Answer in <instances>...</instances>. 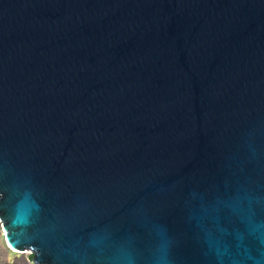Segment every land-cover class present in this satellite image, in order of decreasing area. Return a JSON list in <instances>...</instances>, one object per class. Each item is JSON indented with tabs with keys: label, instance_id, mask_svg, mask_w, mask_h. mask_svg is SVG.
Instances as JSON below:
<instances>
[{
	"label": "water",
	"instance_id": "obj_1",
	"mask_svg": "<svg viewBox=\"0 0 264 264\" xmlns=\"http://www.w3.org/2000/svg\"><path fill=\"white\" fill-rule=\"evenodd\" d=\"M0 218L35 264H264V0H0Z\"/></svg>",
	"mask_w": 264,
	"mask_h": 264
},
{
	"label": "rangeland",
	"instance_id": "obj_2",
	"mask_svg": "<svg viewBox=\"0 0 264 264\" xmlns=\"http://www.w3.org/2000/svg\"><path fill=\"white\" fill-rule=\"evenodd\" d=\"M32 257V250H20L7 244L3 221L0 218V264H35Z\"/></svg>",
	"mask_w": 264,
	"mask_h": 264
}]
</instances>
